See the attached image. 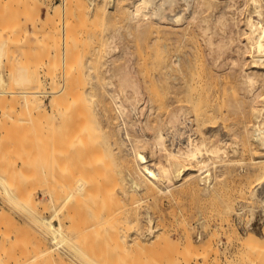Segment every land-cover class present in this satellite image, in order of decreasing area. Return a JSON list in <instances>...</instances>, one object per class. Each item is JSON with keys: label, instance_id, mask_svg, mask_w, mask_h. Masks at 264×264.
I'll return each mask as SVG.
<instances>
[{"label": "rangeland", "instance_id": "1", "mask_svg": "<svg viewBox=\"0 0 264 264\" xmlns=\"http://www.w3.org/2000/svg\"><path fill=\"white\" fill-rule=\"evenodd\" d=\"M65 1L66 0H0V45L2 44L1 49H3L0 52V54H1L0 55V57H1L0 58V74H2V75H0L2 77L0 79V158H1L0 160L6 164V166H4V164H2V166H4L3 168L7 172V173H4V172L2 173V171H5V170H3V168L2 169L0 168L1 169L0 176H1V173L3 174V176H2L3 179L0 178V183L2 182L0 185V206H1L0 211L2 210V208H3V211H6V212L0 213V264H77V263L78 264H80V263L81 264H97V263L98 264H104L102 262H105V264H109V263H111V264H115V263L116 264H144L145 263L146 264V262H147V264L148 263H150V264H153V263L156 264L157 263L158 264V261L154 260V259H158L155 256L158 255L160 257V255L162 254L160 258H162V256L165 258L164 254L166 255L167 250L168 251L173 250L172 251L173 254H171L173 256L178 253V251L175 252L176 254L174 253V250L176 251L177 249H174V247H173L174 245H172L174 243H172V242H175V239H176L177 242L183 243L184 242L183 234L186 231L191 236L193 243H195L197 241V244L198 243L200 244L197 247L195 246L197 244H194L195 248H197V249L199 248L198 249L199 251H202L203 249H205L206 252H209V254L207 253L204 255H200V254H203L205 251L203 253L200 252L199 253L200 256L206 255V257L201 258L199 256L203 262L200 261L201 259H199V257H197L198 259L196 258L195 260L196 261L198 260V261L197 262L194 261L196 264L197 263L200 264V262H202L201 264H205L206 262H207L206 264H208V263L209 264H253V263H256V261L258 259H259V262L264 264V262H262V261H264V256H262V254H264V249H262V248H264V237H260L259 241H261V242H258L260 245L259 244L257 245V248L261 249L262 251L257 250L255 247L253 250H252V248L251 249L243 248L240 244H238L239 242H238V239L236 237L237 235H241V236L246 237L245 235L248 232H256V233L260 234V236H261L262 232H264V231H262V230H264V225H262V224H264V203H262V202H264V198H262V199L253 198L249 194L250 191H247L248 188L251 189L254 185L256 186L257 185L256 180L258 179L257 177L260 174H264V172H262V171H264V164H261V162L264 163V160L260 161V158L264 157V149H262L260 147V145L257 144L256 141L252 140V138H250V136H248L249 137L248 138L247 135L245 134V130H244L245 129L244 127H246L247 125H248L247 127H249L250 122H253V120H254V117H253V114L251 111V102L249 101L250 98L248 97L250 85L248 86V83L245 81L244 77L241 76V75H243V68L246 66V59H245V55L241 54L242 52L239 51L241 49V42H239V40H237L238 37H241L239 35V27L241 26V24H238V22H239L238 19L241 18L243 16V14L245 13V11H243V10L247 6V3L245 2L246 0L245 1H243V0H231L232 2L230 0H210V1L209 0H202V1L201 0H195V1L194 0H176V2H175V0H173L174 2L172 3V5L171 4L165 5V10L167 9V12L165 13V15H170V14L172 15L174 13L179 14L178 11H181V13H183L182 15L184 16L185 19L181 16V18H180L181 21L179 20L180 21L179 23H181V24L178 26L180 27L181 30L185 29V27H183V25L186 26V31L185 30L184 31L186 33L185 38L187 37L186 38L187 40L184 39V41L182 40V41H179L180 43L178 42L177 46L182 45V47H177V46L174 47V48H176L177 53H179L181 56H183V58H189V62H190V63H187V61L184 59L185 63H186V64H184L185 66L182 68V70L176 71L177 77L174 78V80L176 82L180 83L179 85L177 84L178 90L180 89L179 90L180 94H181V92H182V95H183V93L185 94V96L184 95L182 96L178 93V95L181 96L182 100L176 102V104L179 103V105L184 104L183 109L185 110L183 115L185 116L186 122L184 121V123H182L180 130H184L185 133H187L188 131H193L195 133V134L193 133V135H196L197 137H200V136L205 137L206 140L209 138L206 136V134L207 135L209 134L210 137H213V134H214L215 136L218 135L219 137L221 136V138L224 137V139H229L228 137L230 136V134H232L233 132H236L238 135L236 133H234V134L236 135L235 138H237L238 146H239L238 147L239 150L236 151L238 154L236 152H230L228 154V158H230L227 160L228 165L222 164V167L225 169V171L226 170L227 171L224 173V176H223V178L225 177V179L221 178L223 180L222 181L220 180V184L215 183L210 188L205 189L204 185L197 179L196 183L198 185L197 184L196 185L199 188H197V186H195V187L193 186L194 187L193 188L190 185H187V184L185 185L184 183H182L183 185L177 184V185L172 186L170 188L172 193L170 190H168V192L166 191V193H165L164 191H159L156 188H153V189L147 188V190H146L145 187L142 188L143 190L142 189L132 190L131 185H130V181L128 178L129 173L126 172L127 170H125V168L123 167L122 162L119 161L120 159H118L116 157L110 158L109 156H108V158H106L107 157L106 155H108V154H107V152L105 150V146H104V144H106L105 143V140L107 138L106 134H108L106 132L108 131L107 125L109 123V118L113 115L116 116V114H117V110H116L114 104H112L111 100H110L111 101L110 102L109 99H107V98H109V96L112 93H114L113 92L114 90L116 92L118 91L119 93L122 92L120 95L121 96L123 95L126 97V98L123 97V99L124 98L126 99V102H125L126 106H128L129 108L131 106L136 107V109L134 108V110L136 112L135 111L133 112V107L130 108L131 110L129 109L130 110L129 113L131 114V115L130 114L129 115L131 118L130 117H128V118H130L132 120L134 118H137V120L134 119V121H137L138 124L140 123L143 125L142 122L146 118L145 115H149V117H147V118L150 121H154L155 119L157 120L158 116L159 117L161 116V118L165 119L166 115H168V113H167L168 109L166 110L163 108H161V109L158 108L156 106V101L154 100L155 95H154V89H153L154 86L153 85L155 82V80H154L155 79V75H154L155 74V71H154L155 70V64H154V62H155V47H154V44L152 41H153V36H154L153 33H155L154 29L156 28L155 22L158 20V18L154 15L153 16L150 15V17H149L150 19H144L146 21L150 20V22L153 20L152 24H154L155 26H153L150 23L152 25L151 26L150 24H148L149 27L151 26L150 28L147 26L142 27V28L137 27L135 25L136 22L127 16L128 15V14H126V13H128L127 8L126 9L123 8V11L122 12L120 11V14H119V12H117L118 9H116L117 14L115 13V10H113L114 12H111V11H110L111 13L108 12L109 14L107 16H102V15L98 14L97 12H95V9H94L95 7L93 8L90 6V3H88L90 0L89 1L88 0H69V2L67 0L65 3L66 6L63 9L60 8L59 11L53 12V8L56 7L57 3H58L57 4V6H58V5H60L59 4L60 2L62 4V2H65ZM94 1H96L95 2L96 5H97V3L100 5L102 3H104V5H107V6L109 5V2H111L109 0H94ZM125 1H126V4L128 5L127 7H130V5L128 4L129 1L128 0H125ZM242 1H243V3H245L246 6L243 4V7H241ZM123 2H124V0H123ZM233 2H234V4H233ZM201 3H203L204 5ZM238 6L241 7L240 11H238V8H239ZM59 7H61V6H59ZM54 9H56V8H54ZM174 9H175V12H174ZM193 11H194L195 15L192 13ZM239 12H240L241 16H240ZM113 13H114V16H113ZM192 14L194 15V17L192 16ZM220 14H223V16H222L223 18L221 19V21H223L224 23L223 22L220 23L221 21H219V20L216 21V19L218 17V16L216 17V15H220ZM189 15H191L192 18H190ZM126 16L129 18V20ZM228 18H230V19H228ZM163 19L165 20L167 18H163ZM186 19H188V20L190 19L189 22ZM130 20H132L135 24L134 23L131 24L132 21H130ZM122 21H123V23H122ZM212 21H214V22H212ZM185 22L187 25L186 24L182 25V23H185ZM189 23L191 26L188 25ZM219 23H220V25H219ZM203 24H205V25H203ZM187 27H188V29H187ZM204 27L206 29H203V30H207V31L201 30ZM226 29H228V30H226ZM215 31H216V33H215ZM112 35L114 36V39H113ZM237 35H239V36L237 37ZM109 37L112 39H109ZM207 40H208V42H207ZM221 43H223V44H221ZM184 44H186L187 46ZM237 46H239L240 49ZM188 48H190L191 50L190 49L188 50ZM186 50L189 51L188 52L189 54L187 52H185ZM213 51H215V52H213ZM235 51H237V52H235ZM185 53L188 55H186ZM226 54H227V56H226ZM197 57H199V59ZM128 58L130 59V61ZM108 59H110V60H108ZM197 59H198V61H197ZM111 60H112V62H111ZM229 61H230V63H229ZM227 63H228V65H227ZM121 64H123V65H121ZM188 64H191V66ZM124 67H126L125 68L126 70L123 69ZM194 68H196V69H194ZM137 69H139V70H137ZM150 69H152V70H150ZM191 69H192L193 73L194 72H197V73L191 74V72H192ZM121 71L123 73H125V75ZM183 71H184V73H183ZM186 71H188V72L186 73ZM145 72L148 74H146ZM177 72L178 73L181 72V73L178 74ZM222 72H223V75H222ZM240 72H242V74ZM142 73H143V76H142ZM184 74L187 75V78H186V75L183 76ZM123 76L124 77L126 76L125 78L127 81H125V78H123ZM150 76H151V78H150ZM179 76H182L185 79H183ZM190 76H192V77H190ZM194 76H196V78H199V79L201 78V79L200 80L197 79V81H196L194 79ZM122 78H123V80H122ZM191 78H193V79L191 80ZM119 79H120V81L122 80L121 81L122 83L119 81ZM181 79H183V83H182ZM186 79H187V82H186ZM214 79H215V81H214ZM188 80H189V82H188ZM192 81H194L195 84H193ZM258 81H259V79H258ZM143 82H144L145 86L143 85ZM190 82L193 85V87H192V85H189ZM187 83H188V85H187ZM213 83H215V84H213ZM189 86L192 88L188 90ZM145 87H147V88H145ZM182 87H183V89H182ZM193 88H195V89H193ZM148 89H150L151 91ZM191 90L192 91L194 90V92L192 93ZM221 90H224V91H221ZM261 90H264V87H262ZM189 91H190V95H191V97L190 96L189 97H190L192 102L188 101V100H190L188 98ZM196 91H197V93H196ZM232 92L233 93L235 92V93L233 94ZM205 93H206V95H205ZM238 93H241V94H238ZM195 94H196V97L194 98ZM53 96L55 99H52ZM150 96H151V98H150ZM56 97H58L59 99ZM216 97H218V99H216ZM40 98L43 101V106L42 107L40 106L41 107V108L39 107L40 109H36L35 107L31 108L32 106H30L29 103H28L29 106L27 103H25L26 100L27 101L29 100L28 102H30V101H32L31 99H36V101H37ZM77 98H79L80 100H78ZM183 98H184V100H183ZM197 98H198V100H197ZM61 99H62L63 103H62V101L60 103ZM125 99H124V101H125ZM185 99L187 100L186 102H184ZM195 99L198 102H196ZM241 99H243V100H241ZM54 100H55V102H53ZM76 100L78 101L77 105H76V103H74V101H76ZM148 100H149V102H148ZM193 100H194V102H193ZM58 101H59V105H58ZM106 101H109L110 103L106 102ZM55 103H56V105H55ZM72 103L75 104L74 105L75 107H73L74 109H72V105H73ZM189 103H190V105H189ZM192 103H194V104L196 103L195 104L196 107L195 106L193 107L194 104H192ZM217 104L219 105L218 107H217ZM100 105H102V107ZM221 106H222V108H221ZM55 107H57L58 109ZM68 107L71 109H67ZM64 108L67 110V113H66V111H62V112L58 111L61 109L64 110ZM193 108H195V109L198 108L197 110L199 112L197 110L194 111ZM43 109H45L44 110L45 113H43L44 112ZM89 109H91V110H89ZM112 109H114L115 111H113ZM79 110H80V112H79ZM186 111H187V113H186ZM196 111H197V113H196ZM59 112H61V113L64 112V113L61 114ZM132 112H133V114H132ZM205 112L208 113L209 117L207 116V114ZM49 113H50V115H49ZM71 113H73V114H71ZM78 113H79V115H78ZM82 113H83V117H82ZM150 113L152 115L153 114L154 115L152 116ZM199 113H201V115ZM45 114L47 115V118H46ZM60 115H61V117H60ZM64 115L66 117H64ZM74 115H76V116H74ZM48 116H51V118L48 119L49 118ZM94 116H95V119H94ZM184 116H183V119H184ZM78 117H80L81 119H79ZM202 117H203V119H200ZM213 117H214V120L216 119V121H213L214 126L212 124V121L210 122V120H212ZM198 118H199V120H198ZM96 119H97V122L95 121ZM193 119H195L196 121ZM205 119H208V121H203ZM85 120H86V122H85ZM156 120L154 121V123L156 122ZM80 121H82V122H80ZM83 121H84V123H83ZM198 121H200V122L198 123ZM94 122H96V124ZM97 123H99L100 125H98ZM137 123H135V125H134V127L137 126L136 129H138V127L140 125V124L138 125ZM183 124H185V125H183ZM75 126H76V128H75ZM185 126L187 129L185 128ZM239 126H241V127H239ZM66 127L69 129H67ZM63 128L64 129L66 128L68 130L65 132L66 134H64L65 130ZM83 128L86 131H83V133H81V135H80L79 129L81 131V129L83 130ZM48 129L50 131H48ZM242 129H243V131H242ZM62 130H63V133H62ZM72 131L73 132L75 131L74 132L75 134ZM92 131H94V132H92ZM96 131H97L99 136H97V134L95 133ZM212 131L215 133L210 134V132L212 133ZM84 132L86 134L89 132V134H87V136H84V134H85ZM221 132L225 135H223ZM50 133H51V135H50ZM150 133H151V130L146 129V136H149ZM61 134H64L65 137L60 136ZM77 134H79V135H77ZM100 134H102V135H100ZM75 135L80 137V138L77 137V138H79V140L73 139V138H76ZM91 135H95L96 137L91 136ZM182 135L184 136V134H182ZM69 136L72 137L73 141L75 140L76 144L73 143L72 141H71V144H68V141L70 143L69 139H71ZM60 138H61V141H60ZM94 139H95V142H94ZM64 140H65V142H62ZM243 140H245V141H243ZM96 141H98L100 143V145H98V142L96 143ZM48 142H49V144L51 143V145H49ZM61 142L64 144H62ZM85 142L87 143V146H89L90 143H92L96 146L95 147H94V145L92 147L89 146L90 148L88 147V150H87L85 148L86 145L84 146V144H83ZM72 143H73V145H72ZM79 144H82V147L84 146L83 150L85 148L84 156L82 155L83 152H82V149H80L81 145H79ZM47 145L50 147L52 146L51 152L49 150L50 147H48ZM67 145L71 146L70 148H72V146H73V148H72L73 152L71 151L73 153V156H71V157H74V154L77 152L75 154L76 158L69 157V155H68L69 152L66 151L67 152V154H66L65 151H63V149H66V150L70 149V148H67L68 147ZM75 145H77L76 147L78 149L76 150V148H75L76 151L74 152ZM240 146H242V147H240ZM244 147H247V148H244ZM144 148L145 149H143V147L142 148L140 147V150L142 149L141 152L145 155V157L147 159H151L149 148L147 146H145ZM59 149H60L59 152H61V150H62L65 153V156L68 155L67 160L65 159V157H63L65 159V162H64V159H62V155H63L62 153L63 152L61 153L60 159L58 158L59 156L57 157V153L59 155V152H57ZM90 149L91 150L97 149L96 151L93 150L94 160H93V157H91L92 155H90L92 153V152L90 153ZM98 149H100V150H98ZM78 150L80 151L79 154H78ZM252 150L253 151L255 150L254 151L255 153ZM68 151H70V150H68ZM100 151L103 153H101ZM72 153H70V155ZM49 154L51 157H47ZM94 154H95V156L97 155L96 158H95ZM101 154H103V155L100 157ZM87 155H88V158L86 159ZM104 155H105V157H104ZM82 157H85V158H82ZM204 157H206V155ZM47 158H48V160H47ZM49 158H51V159H49ZM70 158L72 160L75 159V160H73V161H75V163L73 162L74 163L73 168H75L77 166V168H75V170H73V171H75L73 173V175L75 174L74 179H72L73 176H69L72 179L71 181H69L70 178H68V179L64 178L63 179V177H65V175L63 174L64 172H62V171H65L66 174H68V172H67L68 169L72 168V166H70L72 164H69V163H71ZM89 158L92 159L91 163L93 161H95L93 163H96V165L93 164V168L98 169V171L97 170L95 171L93 168H91L92 167L91 163H88L91 160ZM98 158L101 159L102 162L104 160L102 167H101V164H99L101 161ZM56 159H57V161L59 160L58 163H57ZM68 159L70 161L69 163H68ZM80 159H82V162ZM108 159L109 160L111 159L112 161L115 159L114 162H112V163L116 166H114V165L111 166L112 164H109L110 162L108 163ZM116 159H118V161H116ZM254 159H255V161H254ZM106 160H107V163L109 165H105ZM83 161L85 164L88 163L86 165H91V167L90 166L88 167L85 165L88 170H86V167H84ZM117 162H119L120 164H118ZM79 163H80V165H79ZM115 163H117L118 165ZM211 163L212 162H210L208 164V167H209L208 170L210 171V173L213 174L215 172V167H214L213 163H212L213 165H210ZM220 163H223V162L221 161ZM0 165H1V162H0ZM62 165H64V167H61ZM81 165H82V167H81ZM103 166H104V168H103ZM108 166H111V168L109 167L111 171L110 170L108 171L110 173L106 172L107 171L106 169ZM98 167H101V168H98ZM59 168L63 169V170L61 171ZM80 168H81V170H80ZM79 170L83 173H81ZM48 171L51 173V176H49L50 173ZM84 171L85 172L88 171L86 175H85ZM92 171H94V172L91 173ZM102 171L105 173V175H104V173H102ZM70 172H72V171H70ZM89 173L91 175L93 174L94 176L93 175L90 176ZM114 173H116L118 175L115 176ZM83 174L85 176L89 175L88 179L90 178L89 179L90 182L87 181V177H85V176L83 177ZM96 174H98L99 176ZM107 174H109V175H107ZM47 175H48V177H51V179H49L47 177ZM68 175H70V173ZM71 175H72V173H71ZM110 175H112V176H110ZM60 176H62V177L60 178ZM102 176H103V178H102ZM109 176L111 177L110 179H112V180H109L110 182L107 179V178H109ZM92 177H95V178H92ZM57 178H59L60 181H58L59 179H57ZM8 180H10V181L8 182ZM53 180H55L56 182L58 181L56 186H55V182L53 183ZM63 180H65V181H63ZM66 180H68L67 183H66ZM91 181H93V182H91ZM223 181H224V183H223ZM48 182L50 184H52V185L54 184V185L49 186V184H48V186H47ZM99 182H100V184H99ZM101 182H104L105 185L103 183L101 184ZM246 182L249 183L248 186H247ZM80 183H82V184H81V187H79V189H78V186H80L79 185ZM109 183H110V185H109ZM116 183H117V185H116ZM12 184L14 185V188H12L13 187ZM87 184H88V186H87ZM89 184H91L92 186H90ZM107 184H108V186H112V187L106 188V187H108V186H106ZM96 185H97V187H96ZM215 185H216V187L218 186V188H216ZM64 186H66L67 188ZM93 186H95L94 188H97V189L93 190ZM181 186H183V187H181ZM4 187H6L8 190L11 189L10 192L13 191L12 193H14L16 196L20 190L23 191L25 194L22 192L23 193V195H22V193L19 192L20 195H18V197H16L17 199L16 198L10 199L6 195V193H5L6 188H4ZM18 187H20V188H18ZM47 187H50V188H47ZM184 187L185 188L187 187V189H185ZM190 187L193 188L194 190H196V188H197V190L192 191V189ZM54 188H55V190H54ZM84 188H86L85 189L86 192L89 191V192H87L88 194L84 193V191H85V190H83ZM16 189H18L17 192H16ZM49 189L51 191H49ZM111 189H113L112 191L114 193L111 191ZM176 189H178V190H176ZM180 189H181V192H180ZM257 189H258L257 190L258 193L260 195L264 196V183L259 184V186L257 185ZM56 190L57 191L60 190L61 193L64 190H67V191L71 190L72 193H70L71 191L69 192L70 197H69L68 201H71L72 204H73V201H76L79 204V202L76 200L77 198H75L76 196H78L76 194H80L82 196H83V194H84V196L87 195L85 197L86 199H84V200L89 199L88 200L89 202L90 201L92 202L94 200L92 202V204L89 203L90 205L87 204L88 202L85 201L84 205L86 206V208H84L83 211L81 208L82 205L80 207V204H79L81 212H83V215L85 214L83 217H84L85 221L87 220L86 223H85L83 217L81 218L82 213L77 212V211H79L78 206H73L74 207L73 208L70 205L71 207L68 206V208L69 207L73 208V210L76 207L78 208L77 210L75 209L74 215H75V217L80 216L81 221H82V225L88 224L92 220L94 222H91V223L97 222L96 223L97 226H95L96 229L95 228L93 229L95 231H92V229H88L87 231H84L83 235L81 234L82 237L81 236L72 237L69 239V241H66V242L65 241L61 242V240L59 238H57L56 240H54V242H52L53 240L50 239V238H52V236L50 234H48L47 232H46L47 236H45L46 235L45 230H43L40 227V223H39L38 219L35 217V215H49L50 210L48 208L49 206H47L48 205V203H47L48 199H47V201H45L46 194H48V192L51 193L52 202L54 205H56L57 201H58L57 198H60V195H61V193H58ZM102 190H104V191L106 190L105 193ZM108 190L110 192L107 194L106 192ZM96 191L101 192L102 194L98 193ZM111 192L114 195L110 194ZM182 192H183V194H182ZM53 193H57L58 195H56V194L54 195ZM115 193L117 195L116 197H115ZM117 193L120 195H118ZM129 194H132V196L130 195V197L128 198ZM135 194H137V195H135ZM190 194H191V196H190ZM30 195H32V198H34V199L37 198V201H34V199L32 200V201H34V203L32 202V205L35 204L34 206H32L31 203H29L31 200L30 201L27 200V197ZM53 195H54V197H53ZM71 195H73V196H71ZM91 195H92V197H91ZM111 195H112V197H111ZM22 197H24L23 199H25L26 202L22 199ZM101 197H104L105 199H102ZM74 198H75V200H74ZM97 198H98L99 202L98 201L95 202V200H97ZM109 198H111V199H109ZM112 198H114L115 200H113ZM117 198H119V200H120V201L118 200L119 204L122 203V207H121V205H118V202L116 204L119 207L115 204ZM160 198H161V200H160ZM106 199H109L110 202L113 201L114 204L112 202L110 203L109 200H108V203L106 202L107 204H105ZM127 199H129V200H127ZM132 199H133V201H132ZM13 200H15L16 202L15 201L13 202ZM81 200H82V198H81ZM260 200H261V202H260ZM22 201H24V202H22ZM101 201H103L104 203L103 202L101 203ZM39 202H42L43 206L41 205V203L39 204ZM44 202L46 203L47 207L44 206L45 205ZM68 203H70V202H68ZM96 203L102 204L101 206L107 205L109 207L110 211H108V207H106L107 209L104 207L106 210L102 211V207L100 206V204L98 205ZM74 204L76 205V203H74ZM93 204L96 205L97 207L95 208L93 206ZM109 204H110V206H109ZM124 205H126V206H124ZM23 206H25V207H23ZM85 206H83V207H85ZM90 206H91V208L93 207L96 211H98L97 208L99 209L101 207V211L99 213L103 217L107 213L109 214V215L107 214V216H105V217H107L106 219H108V216H109V218L110 217L112 218V213H111L112 211H113V215H115V216H113V218L116 217L115 221L114 220L112 221V219H111L109 221V223L112 221V222H114L113 224H116V225L118 224L117 229H118L119 235L117 234V236H116L113 233H112L113 235H107L106 234L107 236H109V238L111 240H109L108 237H107V239H105L106 235L103 236L104 238L100 237L101 239H103L102 242L105 245L99 241L101 239H98V238L96 239V236L100 235V233H101V235H103L105 233L104 231H107V233H109L110 230L108 231L107 227L112 228L113 224L110 223L112 225L108 226L109 223L106 224L105 223L106 220L105 219L103 220V217L99 214L98 215L101 216L99 218H101V220H103V221H101L99 218L97 219V216L95 214L96 211L95 212L92 211L93 208L91 209ZM113 206H114V208L117 206L121 210V211L119 210V213L117 212L119 215L115 214V212L118 208L117 209L115 208V210H113L114 209ZM232 207H233V209L231 210ZM45 208H47V211L45 210ZM70 208H69V214H70V212H72L71 213L72 215L71 214L70 215L73 217L74 216L73 210ZM27 209H29V210H27ZM111 209H112V211H111ZM34 210H36V211H34ZM44 210H45V212H44ZM26 211H28L29 214H32L33 217L30 216L29 214H26ZM42 212H44V213H42ZM109 212L111 213V216H110ZM8 213H9V215H8ZM120 213H122V214H120ZM92 214H94V215L92 216ZM10 215H12V216H10ZM147 215L151 216L152 221L155 222L154 223L155 227L158 226L155 233L160 232V229H162V227H163V229L161 230L162 233L160 232L161 236L159 234H157V236L159 235V238H164L166 234L168 235V236L166 235V238L168 237V239H165V238L164 239L167 242L166 244L167 245L169 244L170 250L169 249L166 250L165 248H163L164 249L163 251H165V253L164 252L162 253V250H161V251H159V254H157L158 250L154 249L156 244L153 240H156V242H157L158 238L156 239L155 236L153 237L152 236L153 234L147 235L148 236L147 238H145V237L140 238V239H142L140 241H141V243H143V245H144V243H145V245L146 244L148 245V246L146 245L147 246L146 249H148V247H149L148 250H146L144 248V251L146 250V252H144V253L142 250H140L139 248L136 247V245H135L136 243L134 244L135 238L132 240H129L130 237L128 236V234L132 233L133 232L132 229L135 227V226L133 227V224L136 225L137 221H138V223H140V222L144 223ZM94 216L96 217L97 221L94 219L91 220V218H93ZM126 216H128V217H126ZM222 216H223V218H222ZM203 217H205V218L203 219ZM218 218H219V220L217 221ZM224 218H226V220L229 222L226 221L227 222L226 223ZM36 220H37V222H36ZM99 220H100V224H102L101 229H102V226L104 223H105L104 226L106 225V227L103 226L105 228V230L102 229L104 233L102 232V230L98 231L99 228H97V227L100 226L98 224ZM120 221L122 224H120ZM135 221H136V224H135ZM107 222H108V220H107ZM228 223H232L234 225L236 224L235 226L237 227V231H238L237 235L234 233V231L230 233V231H232V230H230V226L228 225ZM127 224L129 227L130 226H132V227L129 228L127 226ZM200 224L204 227V229ZM217 224L221 225V226L218 227ZM124 225H126L125 228H123ZM226 226H228L227 229L225 228ZM120 227L122 229H120ZM115 228L116 227H113V230ZM184 228H186L187 230L185 229L186 230L185 231ZM117 229H115V230H117ZM225 229L228 231V233L226 232ZM96 230H97V232H96ZM113 230H111V232H113ZM122 230L124 233L127 232L128 234L126 233L127 235L124 236L123 232H121ZM168 230H170V231H168ZM43 231L45 234L43 233ZM92 232L96 233V234H93ZM163 232L165 235H163ZM90 233H91V235H90ZM213 233H215V234H213ZM229 233H230V235H228ZM84 234H85L86 238L88 236V241H87V239H84L85 238V237H83ZM109 234H111V233H109ZM120 234H122V238H121ZM227 236H230L231 240L228 239ZM113 237H115V238H113ZM180 237H181V240H180ZM205 237H206V239H205ZM93 238L96 241L98 240L97 243L98 242H100V243L96 244V242H95V244H94ZM74 239L77 241H75ZM90 239H92V240H90ZM122 239H124V240H122ZM127 239H128V241H127ZM164 239H161L162 241L160 239H159L160 241L158 240L159 243H161L159 245L160 246L162 245L161 248H158L159 245L156 246L158 249H162V247L167 246V245H163V243H165ZM169 239H171V240H169ZM80 240H81V242L85 241L83 243L84 247H80V244H79V243H81V242H79ZM113 240H115V241H113ZM121 240H122V243H121ZM125 240L127 241V243ZM86 241H87V243H86ZM214 241H216V243ZM58 242L60 243L61 246L60 245L57 246V244H59ZM123 242H125L124 246H123ZM153 242L155 245H153ZM62 243H64V244H62ZM85 243L90 246V247L88 246V248H90V249H88V251H86L87 245ZM117 243H119L118 249L121 248V249H119V254L117 252L118 249L116 250ZM148 243H150V245ZM170 243H172L171 244L172 248L170 246ZM205 243L206 244L208 243L207 247H206ZM129 244H130V246L131 245L132 246L130 247ZM157 244H158V242H157ZM133 245L135 247L134 249H136L135 251H137V252L134 251ZM202 245H204V247ZM212 245L214 246V248ZM81 246H82V244H81ZM200 246L203 247L202 250H200V248H201ZM215 246H216V248H215ZM238 246H240V247H238ZM104 247L106 248V250ZM122 247H125V248L128 247L131 250L132 249L133 250H132V252H130L131 250H128V248L125 249ZM73 248H78V249L81 248L80 250L82 252L76 251ZM94 248H96V251L94 250ZM103 248H104V250H103ZM109 248H111V249H109ZM151 248H153V249H151ZM166 248H168V247H166ZM212 248L214 251H212ZM113 249H114V252L112 251L113 254L110 253L111 254L110 255L107 253V251L110 252ZM197 249H196V251H197ZM149 250H150V252H152L151 254L149 253L150 256L153 254V256H151V257H153V259L147 254V251L149 252ZM239 250H240V252H238ZM241 250H243V251H241ZM84 251L87 253H84ZM93 251H95L94 252L95 254L93 253ZM123 251H127V252L124 253ZM154 251H156V253H153ZM253 251H255V252H253ZM88 252H89V254H88ZM100 252H103V253H100ZM140 252L143 254L140 255L139 254ZM160 252H161V254H160ZM241 252H244V254L243 253L241 254L242 257L239 256ZM128 253H130V254H128ZM134 253H136V255ZM170 253L171 252H168V254H170ZM214 253H216L217 255ZM258 253H260V257H259ZM92 254H94V255L92 256ZM101 254H102L103 258L100 257ZM143 255L146 256L148 261L146 259H144V260L142 259ZM90 256H91V258L89 259ZM97 256L100 257L97 259H100L101 261L94 258ZM92 258H94L95 260H93ZM150 258H151V260H150ZM160 258L158 259L159 263L164 264V263L160 262V260L163 261L164 258H162V259H160ZM193 259L194 258H192L189 261V264H194ZM252 261H254V262H252ZM259 262H257V264H261Z\"/></svg>", "mask_w": 264, "mask_h": 264}, {"label": "bare ground", "instance_id": "2", "mask_svg": "<svg viewBox=\"0 0 264 264\" xmlns=\"http://www.w3.org/2000/svg\"><path fill=\"white\" fill-rule=\"evenodd\" d=\"M67 1V0H66ZM66 1L65 2H62V4H61V2L59 3L60 5H58L57 6V4H56V7H54V8H56V9H54L53 8V12H56V11H59L60 10V8H64L65 6H66ZM89 1V0H88ZM109 1H111V2H109V5L107 6V5H104V3H102L101 5L100 4H98L97 3V5H96V1H94V0H90L88 3H90V6L91 7H95L94 9H95V12H97L98 14H100V15H102V16H107L109 13L108 12H114L113 10H115V13L117 14V12H119V14H120V11L122 12L123 11V8H127V11H128V13H126V14H128L127 16L128 17H130L131 19H133L135 22H136V24L132 21V20H130V21H132L131 22V24L132 23H134L137 27H149L148 26V24H152L153 22V20L150 22V20L149 21H146V20H144V19H150L149 17H150V15H154V16H156L157 18H158V20L155 22V25H156V28L154 29L155 30V33H153V44H154V47H155V62H154V64H155V82H154V95H155V97H154V100L156 101V106L158 107V108H163V109H168V111H167V113H168V115H166V118L164 119V118H161V116L159 117L158 116V118H157V120H156V122L154 123V121H150L147 117H149V115H145L146 116V118L144 119V121L142 122L143 123V125L142 124H138L137 123V121H134V119H136L137 120V118H134L133 120L132 119H130L131 117H130V108L131 107H133V106H131L130 108L128 107V106H126V97L125 96H121L120 94L122 93V92H116L115 90L113 91L114 93H112L110 96H109V98H107V99H109V101L111 100L112 101V104H114V106H115V108H116V110H117V114H116V116L115 115H113V116H111L110 118H109V123H108V125H107V132L106 133H108V134H106L107 135V138H106V140H105V143L106 144H104V146H105V150H106V152H107V154L108 155H106L107 157L106 158H108V156L111 158V157H113V158H118V159H120L119 161L120 162H122V164H123V167L125 168V170H127L126 172H128L129 173V181H130V185H131V188H132V190H140V189H142V188H144L145 187V189L147 190V188H149V189H153V188H156L157 190H159V191H164L165 193H166V191L168 192V190H170L171 191V187L172 186H174V185H177V184H182V183H184L185 185L187 184V185H190L191 187H195V186H197L198 184L196 183V180L198 179L203 185H204V188L205 189H208V188H210L211 186H213L215 183H219L220 184V180L222 181L223 179H225V177L223 178V176H224V173L227 171H225V169L222 167V164H227V160L228 159H230V158H228V154L230 153V152H236V151H238L239 149H238V140H237V138H235V134L234 133H236V132H233L232 134H230V136L228 137L229 139H224V137L223 138H221V136L219 137L218 135V137L217 136H215L213 133H215V132H213L212 131V133L210 132V134H213V137H210V135L208 134H206V136L207 137H209L207 140L205 139V137H197L196 135H193V131H186L187 133H185L184 132V130H180L181 129V126H182V123H184V121H185V116L183 115L184 114V109H183V105L184 104H182V105H179V103L178 104H176V102H178V101H181L182 99H181V96H179L178 95V93L180 94V92H179V90H178V85L180 84L179 82H176L175 80H174V78H176L177 77V74H176V71H180V70H182V68L185 66L184 64H186L185 63V60L187 61V63H190L189 62V58H183V56H181L179 53H177V51H176V48H174V47H176L177 45H178V42L179 41H184V39L185 40H187L186 38H185V36H186V33H185V31H186V26L185 25H183V24H186V20H188V19H186L185 21V23H182V25H183V27H185V29H183V30H181L180 29V27L178 26V25H180L181 23H179L181 20H180V18H181V16L184 18V16L182 15L183 13H181V11H178L179 12V14L178 13H174L175 12V9H174V14H170V15H165V13L167 12V9L165 10V5L166 4H171L172 5V3L174 2L173 0H128L129 2H128V4L130 5V7H127L128 5L126 4V1L124 0V2H123V0H109ZM195 1V0H194ZM202 1V0H201ZM210 1V0H209ZM231 1V0H230ZM243 1H245V0H243ZM243 1L241 2V7H243V4L245 5V3H243ZM68 2H69V0H68ZM108 2V1H107ZM175 2H176V0H175ZM200 2V1H199ZM232 2V1H231ZM246 3H247V6L245 7V9L243 10V11H245V13L243 14V16L241 17V18H239L238 20H239V22H238V24H241V26L239 27V35L241 36V37H238L239 35H237V40H239V42H241V49L239 48V46H237L239 49V51H241L240 53L241 54H244L245 55V59H246V66L243 68V75H241V76H243L244 77V79H245V81L248 83V86L250 85V87H249V95H248V97L250 98V102H251V111H252V114H253V117H254V120H253V122H250V124H249V127H244L245 129V134L247 135V137L248 136H250V138H252V140H254V141H256L257 142V144H259L260 145V147L262 148V149H264V90H261V88L262 87H264V0H246L245 1ZM100 3V2H99ZM216 3V2H215ZM230 3V2H229ZM237 3V2H236ZM176 4V3H175ZM186 4V3H185ZM201 4H203V3H201ZM210 4V3H209ZM228 4V3H227ZM233 4H234V2H233ZM184 5V4H183ZM204 5V4H203ZM237 5V4H236ZM55 6V5H54ZM59 6H61V7H59ZM186 6V5H185ZM202 7V6H201ZM229 7V6H228ZM239 7V6H238ZM241 7H239L238 8V11H240L241 10ZM233 8V7H232ZM58 9V10H57ZM116 9H118L117 10V12H116ZM186 9V8H185ZM202 10V9H201ZM230 10V9H229ZM110 12V13H111ZM171 12V11H170ZM169 12V13H170ZM191 12V11H190ZM124 13V12H123ZM194 15H195V13H194V11L192 12ZM197 13V12H196ZM238 13V12H237ZM168 14V13H167ZM181 14V15H180ZM192 14V16L194 17V15ZM239 14H240V12H239ZM233 15V14H232ZM237 15V14H236ZM113 16H114V13H113ZM121 16V15H120ZM126 16V17H127ZM167 16V17H166ZM190 16V18H192V16L191 15H189ZM218 16V17H217ZM223 16V14H220V15H216V17H217V19H216V21L217 20H219V21H221V19L223 18L222 17ZM239 16V15H238ZM240 16H241V14H240ZM116 17V16H115ZM127 17V18H128ZM155 18V17H154ZM163 18H167V19H163ZM199 18V17H198ZM185 19V18H184ZM201 19V18H200ZM228 19H230V18H228ZM234 19V18H233ZM128 20H129V18H128ZM155 20V19H154ZM180 20V21H179ZM190 20V19H189ZM189 20H188V22H189ZM192 20V19H191ZM204 20V19H203ZM232 20V19H231ZM193 21V20H192ZM215 21V22H216ZM218 21V22H219ZM225 21V20H224ZM233 21V20H232ZM236 21V20H235ZM234 21V22H235ZM212 22H214V21H212ZM223 21H221L220 23H222ZM122 23H123V21H122ZM128 23V22H127ZM206 23V22H205ZM217 23V22H216ZM220 23H219V25H220ZM224 23V22H223ZM231 23V22H230ZM129 24V23H128ZM150 24V25H151ZM226 24V23H225ZM237 24V25H238ZM153 26H155L154 24H152ZM151 25V26H152ZM187 25V24H186ZM188 25H190V23L188 24ZM203 25H205V24H203ZM215 25V24H214ZM132 26V25H131ZM150 26V27H151ZM191 26V25H190ZM193 26V25H192ZM226 26V25H225ZM127 27V26H126ZM149 27V28H150ZM182 27V28H183ZM189 27V26H188ZM188 27H187V29H188ZM199 27V26H198ZM210 27V26H209ZM236 27V26H235ZM238 27V26H237ZM218 28V27H217ZM228 28V27H227ZM203 29H206L205 27L204 28H202L201 30L202 31H207V30H203ZM134 30V29H133ZM152 30V29H151ZM185 30V31H184ZM219 30V29H218ZM226 30H228V29H226ZM142 31V30H141ZM153 31V30H152ZM191 31V30H190ZM145 32V31H144ZM237 32V31H236ZM204 33V32H203ZM215 33H216V31H215ZM238 33V32H237ZM146 34V33H145ZM197 34V33H196ZM219 34V33H218ZM148 35V34H147ZM209 35V34H208ZM220 35V34H219ZM149 36V35H148ZM152 36V35H151ZM189 36V35H188ZM218 36V35H217ZM112 37H113V39H114V36L112 35ZM139 37V36H138ZM219 37V36H218ZM226 37V36H225ZM236 37V36H235ZM109 39H112V38H110L109 37ZM223 39V38H222ZM225 39V38H224ZM190 40V39H189ZM200 40V39H199ZM210 41V40H209ZM213 41V40H212ZM111 42V41H110ZM115 42V41H114ZM207 42H208V40H207ZM112 43V42H111ZM180 43V42H179ZM182 43V42H181ZM185 43V42H184ZM210 43V42H209ZM208 43V44H209ZM116 44V43H115ZM144 44V43H143ZM197 44V43H196ZM211 44V43H210ZM221 44H223V43H221ZM230 44V43H229ZM152 45V44H151ZM184 45H186V44H184ZM189 45V44H188ZM120 46V45H119ZM187 46V45H186ZM220 46V45H219ZM145 47V46H144ZM177 47H182V45L180 46H177ZM190 47V46H189ZM2 48V44L0 45V49ZM192 48V47H191ZM179 49V48H178ZM185 49V48H184ZM183 49V50H184ZM190 48H188V50H189ZM197 49V48H196ZM3 49H1L0 50V52L2 51ZM113 50V49H112ZM120 50V49H119ZM191 50V49H190ZM195 50V49H194ZM235 50V49H234ZM123 51V50H122ZM181 51V50H180ZM200 51V50H199ZM206 51V50H205ZM185 52H189V51H185ZM204 52V51H203ZM207 52V51H206ZM210 52V51H209ZM213 52H215V51H213ZM221 52V51H220ZM228 52V51H227ZM234 52V51H233ZM235 52H237V51H235ZM117 53V52H116ZM121 53V52H120ZM127 53V52H126ZM193 53V52H192ZM191 53V54H192ZM200 53V52H199ZM208 53V52H207ZM211 53V52H210ZM219 53V52H218ZM186 54V53H185ZM189 54V53H188ZM188 54H186V55H188ZM190 54V55H191ZM234 54V53H233ZM1 55V54H0ZM152 55V54H151ZM154 55V54H153ZM185 55V56H186ZM198 55V54H197ZM236 55V54H235ZM192 56V55H191ZM226 56H227V54H226ZM200 57V56H199ZM199 57H197L198 59H199ZM210 57V56H209ZM208 57V58H209ZM1 58V57H0ZM147 58V57H146ZM194 58V57H193ZM207 58V57H206ZM244 58V57H243ZM129 59V58H128ZM151 59V58H150ZM185 59V60H184ZM192 59V58H191ZM198 59H197V61H198ZM232 59V58H231ZM108 60H110V59H108ZM195 60V59H194ZM125 61V60H124ZM128 61V60H127ZM129 61H130V59H129ZM128 61V62H129ZM154 61V60H153ZM215 61V60H214ZM234 61V60H233ZM232 61V62H233ZM110 62V61H109ZM111 62H112V60H111ZM150 62V61H149ZM235 62V61H234ZM193 63V62H192ZM220 63V62H219ZM229 63H230V61H229ZM109 64V63H108ZM131 64V63H130ZM195 64V63H194ZM198 64V63H197ZM211 64V63H210ZM121 65H123V64H121ZM188 65H190L191 66V64H188ZM209 65V64H208ZM227 65H228V63H227ZM226 65V66H227ZM230 65V64H229ZM244 65V64H243ZM132 66V65H131ZM136 66V65H135ZM225 66V65H224ZM236 66V65H235ZM143 67V66H142ZM141 67V68H142ZM152 67V66H151ZM188 67V66H187ZM193 67V66H192ZM126 67H124L123 69H125ZM140 68V69H141ZM153 68V67H152ZM220 68V67H219ZM120 69V68H119ZM144 69V68H143ZM147 69V68H146ZM194 69H196V68H194ZM227 69V68H226ZM126 70V69H125ZM137 70H139V69H137ZM150 70H152V69H150ZM188 70V69H187ZM216 70V69H215ZM123 71V70H122ZM121 71V72H122ZM144 71V70H143ZM191 71H192V69H191ZM197 71V70H196ZM148 72V71H147ZM188 71H186V73H187ZM201 72V71H200ZM237 72V71H236ZM123 73V72H122ZM140 73V72H139ZM146 73V72H145ZM178 73V72H177ZM181 73V72H180ZM180 73H178V74H180ZM183 73H184V71H183ZM182 73V74H183ZM194 73H197V72H194ZM193 73V71L191 72V74H194ZM213 73V72H212ZM241 74H242V72H240ZM124 75H125V73H123ZM146 74H148V73H146ZM0 75H2V74H0ZM141 75V74H140ZM186 74H184L183 76H185ZM222 75H223V72H222ZM142 76H143V73H142ZM193 76V75H192ZM192 76H190V77H192ZM126 77V76H125ZM124 76H123V78H125ZM128 77V76H127ZM179 77H181V78H183V79H185L184 77H182V76H179ZM178 77V78H179ZM237 77V76H236ZM242 77V78H243ZM2 77L0 76V79H1ZM121 78V77H120ZM123 78H122V80H123ZM150 78H151V76H150ZM186 78H187V75H186ZM189 78V77H188ZM183 79H181V81H182V83H183ZM193 78H191V80H192ZM194 79L197 81V79H199V78H196V76H194ZM201 79V78H200ZM199 79V80H200ZM258 79H259V81H258ZM121 80V81H122ZM149 80V79H148ZM194 80V81H195ZM198 80V81H199ZM119 81H120V79H119ZM120 81V82H121ZM125 81H127L126 80V78H125ZM185 81V80H184ZM194 81H192L193 82V84H195V82ZM214 81H215V79H214ZM244 81V80H243ZM148 82V81H147ZM186 82H187V79H186ZM188 82H189V80H188ZM259 82V83H258ZM122 83V82H121ZM120 83V84H121ZM181 83V84H182ZM197 83V82H196ZM129 84V83H128ZM178 84V85H177ZM213 84H215V83H213ZM118 85V84H117ZM133 85V84H132ZM143 85H144V82H143ZM150 85V84H149ZM184 85V84H183ZM187 85H188V83H187ZM189 85H192L191 84V82H190V84ZM231 85V84H230ZM120 86V85H119ZM145 86V85H144ZM147 86V85H146ZM185 86V85H184ZM121 87V86H120ZM150 87V88H151ZM181 87V86H180ZM190 87V86H189ZM188 87V90L189 89H191L192 87H193V85H192V87H190L189 88ZM195 87V86H194ZM111 88V87H110ZM122 88V87H121ZM127 88V87H126ZM145 88H147V87H145ZM196 88V87H195ZM195 88H193V89H195ZM230 88V87H229ZM238 88V87H237ZM240 88V87H239ZM119 89V88H118ZM117 89V90H118ZM182 89H183V87H182ZM223 89V88H222ZM232 89V88H231ZM241 89V88H240ZM120 90V89H119ZM148 90H150V89H148ZM229 90V89H228ZM239 90V89H238ZM151 91V90H150ZM185 91V90H184ZM183 91V92H184ZM192 91V90H191ZM204 91V90H203ZM221 91H224V90H221ZM112 92V91H111ZM110 92V93H111ZM124 92V91H123ZM194 92V90L192 91V93ZM206 92V91H205ZM226 92V91H225ZM236 92V91H235ZM234 92V93H235ZM186 93V92H185ZM196 93H197V91H196ZM212 93V92H211ZM215 93V92H214ZM233 93V92H232ZM231 93V94H232ZM233 93V94H234ZM124 94V93H123ZM238 94H241V93H238ZM149 95V94H148ZM180 95H182V92H181V94ZM183 95L185 96V94L183 93ZM182 95V96H183ZM205 95H206V93H205ZM213 95V94H212ZM216 95V94H215ZM223 95V94H222ZM236 95V94H235ZM57 96V95H56ZM187 96V95H186ZM191 97V95H190V91H189V95H188V98L190 99V97ZM210 96V95H209ZM214 96V95H213ZM217 96V95H216ZM239 96V95H238ZM28 97V96H27ZM89 97V96H88ZM123 97H125L124 99H125V101H124V99H123ZM193 97V96H192ZM196 97V94L194 95V98ZM206 97V96H205ZM215 97V96H214ZM235 97V96H234ZM29 98V97H28ZM27 98V99H28ZM56 98H58V97H56ZM150 98H151V96H150ZM52 99H55L54 98V96L52 97ZM59 99V98H58ZM78 100H80L79 98H77ZM89 99V98H88ZM128 99V98H127ZM216 99H218V97H216ZM32 101H30V102H28L27 100H26V102L25 103H29L30 104V106H32L31 108H36V109H40L42 106H43V101L41 100V98L40 99H38L37 101H36V99H31ZM82 100V99H81ZM183 100H184V98H183ZM196 100V99H195ZM197 100H198V98H197ZM196 100V102H198ZM210 100V99H209ZM241 100H243V99H241ZM246 100V99H245ZM61 101H62V99L60 100V103H61ZM65 101V100H64ZM109 101H106V102H109ZM110 101V102H111ZM187 100L185 99V101L184 102H186ZM188 101H190V102H192L191 101V99L190 100H188ZM203 101V100H202ZM32 102V103H31ZM53 102H55V100L53 101ZM101 102V101H100ZM109 102V103H110ZM148 102H149V100H148ZM193 102H194V100H193ZM215 102V101H214ZM249 102V103H250ZM62 103H63V101H62ZM74 103H76V105H77V103H78V101L76 100V101H74ZM89 103V102H88ZM91 103V102H90ZM105 103V102H104ZM133 103V102H132ZM29 104H28V106H29ZM54 104V103H53ZM52 104V105H53ZM67 104V103H66ZM73 104V103H72ZM80 104V103H79ZM78 104V105H79ZM107 104V103H106ZM131 104V103H130ZM129 104V105H130ZM136 104V103H135ZM181 104V103H180ZM192 104H194V103H192ZM196 104V103H195ZM195 104L193 105V107L195 106ZM216 104V103H215ZM25 105V104H24ZM55 105H56V103H55ZM54 105V106H55ZM58 105H59V101H58ZM63 105V104H62ZM75 104H73L72 105V109H74L73 107H75L74 106ZM132 105V104H131ZM189 105H190V103H189ZM41 106V107H40ZM61 106V105H60ZM64 106V105H63ZM101 107H102V105H100ZM107 106V105H106ZM111 106V105H110ZM109 106V107H110ZM152 106V105H151ZM207 106V105H206ZM219 105L217 104V107H218ZM248 106V105H247ZM40 107V108H39ZM71 107V106H70ZM100 107V108H101ZM104 107V106H103ZM138 107V106H137ZM156 107V108H157ZM196 107V106H195ZM214 107V106H213ZM216 107V106H215ZM28 108V107H27ZM30 108V107H29ZM52 108V107H51ZM55 108H57V107H55ZM66 108V107H65ZM64 108V110H58V111H66V113H67V110ZM107 108V107H106ZM134 108L136 109V107L134 106L133 107V112L135 111L134 110ZM148 108V107H147ZM150 108V107H149ZM210 108V107H209ZM221 108H222V106H221ZM245 108V107H244ZM247 108V107H246ZM58 109V108H57ZM67 109H71V108H67ZM130 109V110H129ZM194 109V111L195 110H197V109H195V108H193ZM45 109H43V111H44ZM76 110V109H75ZM81 110V109H80ZM80 110H79V112H80ZM89 110H91V109H89ZM113 111H115L114 109H112ZM57 111V112H58ZM69 111V110H68ZM109 111V110H108ZM146 111V110H145ZM149 111V110H148ZM159 111V110H158ZM161 111V110H160ZM198 111V110H197ZM197 111H196V113H197ZM61 112H59V113H61ZM76 112V111H75ZM82 112V111H81ZM133 112H132V114H133ZM136 112V111H135ZM147 112V111H146ZM145 112V113H146ZM164 112V111H163ZM199 112V111H198ZM209 112V111H208ZM226 112V111H225ZM224 112V113H225ZM43 113H45V111L43 112ZM48 113V112H47ZM53 113V112H52ZM64 113V112H63ZM63 113H61V114H63ZM105 113V112H104ZM186 113H187V111H186ZM185 113V114H186ZM194 113V112H193ZM206 113V112H205ZM219 113V112H218ZM222 113V112H221ZM241 113V112H240ZM71 114H73V113H71ZM77 114V113H76ZM130 114V115H129ZM151 114V113H150ZM158 114V113H157ZM200 115H201V113H199ZM207 114V116H208V113H206ZM230 114V113H229ZM251 114V113H250ZM49 115H50V113H49ZM53 115V114H52ZM51 115V116H52ZM66 115V114H65ZM64 115V117H66ZM78 115H79V113H78ZM92 115V114H91ZM152 115V114H151ZM154 115V114H153ZM152 115V116H153ZM194 115V114H193ZM219 115V114H218ZM225 115V114H224ZM232 115V114H231ZM45 116H46V118H47V115L45 114ZM51 116H48L49 118L48 119H50L51 118ZM68 116V115H67ZM74 116H76V115H74ZM183 116H184V119H183ZM60 117H61V115H60ZM63 117V118H64ZM82 117H83V113H82ZM86 117V116H85ZM84 117V118H85ZM128 117H130V118H128ZM201 117V116H200ZM204 117V116H203ZM203 117L202 118H200V119H203ZM209 117V116H208ZM73 118V117H72ZM79 119H81L80 117H78ZM92 118V117H91ZM197 118V117H196ZM195 118V119H196ZM224 118V117H223ZM94 119H95V116H94ZM195 119H193V120H195ZM87 120V119H86ZM86 120H85V122H86ZM91 120V119H90ZM106 120V119H105ZM140 120V119H139ZM192 120V121H193ZM198 120H199V118H198ZM238 120V119H237ZM71 121V120H70ZM77 121V120H76ZM75 121V122H76ZM79 121V120H78ZM96 122H97V119L95 120ZM196 121V120H195ZM201 121V120H200ZM200 121H198V123L200 122ZM203 121H208V119H205V120H203ZM202 121V122H203ZM212 121V124L214 123L213 121H216V119L214 120V117L212 118V120H210V122ZM239 121V120H238ZM244 121V120H243ZM250 121V120H249ZM248 121V122H249ZM80 122H82V121H80ZM79 122V123H80ZM89 122V121H88ZM96 122H94L95 124H96ZM108 122V121H107ZM139 122V121H138ZM186 122V121H185ZM209 122V123H210ZM223 122V121H222ZM241 122V121H240ZM83 123H84V121H83ZM135 123H137L138 125H139V127H138V129H136V127H134V125H135ZM98 125H100L99 123H97ZM180 126H179V125ZM238 124V123H237ZM247 124V123H246ZM78 125V124H77ZM81 125V124H80ZM84 125V124H83ZM82 125V126H83ZM183 125H185V124H183ZM201 125V124H200ZM81 126V127H82ZM213 126H214V124H213ZM68 127V126H67ZM66 127V128H67ZM184 127V126H183ZM203 127V126H202ZM238 127V126H237ZM239 127H241V126H239ZM64 129L65 131H64V134H66L65 132L66 131H68L67 129H69V128H67V129ZM75 128H76V126H75ZM93 128V127H92ZM99 128V127H98ZM185 128H186V126H185ZM235 128V127H234ZM233 128V129H234ZM90 129V128H89ZM146 129L147 130H151V133H150V135L149 136H146ZM187 129V128H186ZM190 129V128H189ZM169 130V131H168ZM48 131H50L49 129H48ZM82 131V132H81ZM81 131H80V129H79V134L81 135V133H83V131H86L84 128H83V130L81 129ZM98 131V130H97ZM97 131L95 132L96 134H97V136H99L98 135V133H97ZM234 131V130H233ZM242 131H243V129H242ZM52 132V131H51ZM73 132V131H72ZM75 132V131H74ZM73 132V133H74ZM92 132H94V131H92ZM99 132V131H98ZM217 132V131H216ZM231 132V131H230ZM62 133H63V130H62ZM68 133V132H67ZM85 133V132H84ZM94 133V134H95ZM100 133V132H99ZM204 133V132H203ZM222 133V132H221ZM242 133V132H241ZM64 134H61L60 136H64ZM75 134V133H74ZM79 134H77V135H79ZM86 134V133H85ZM84 134V136H87V134H89V132L85 135ZM103 134V133H102ZM102 134H100V135H102ZM105 134V133H104ZM182 134H184V136L182 135ZM195 134V133H194ZM223 134V133H222ZM237 134V133H236ZM48 135V134H47ZM50 135H51V133H50ZM77 135H75L76 136V138H73V139H77V140H79V136H77ZM83 135V134H82ZM203 135V134H202ZM223 135H225V134H223ZM238 135V134H237ZM240 135V134H239ZM243 135V134H242ZM59 136V137H60ZM83 136V137H84ZM91 136H95V135H91ZM109 136V137H108ZM65 137V136H64ZM70 137V136H69ZM77 137H79V138H77ZM89 137V136H88ZM96 137V136H95ZM226 137V136H225ZM243 137V136H242ZM50 138V137H49ZM63 138V137H62ZM71 139H69L70 140V143H69V141H68V144H71V141L73 142V143H75L76 144V142H75V140L73 141L72 140V137H70ZM87 138V137H86ZM94 138V137H93ZM101 138V137H100ZM240 138V137H239ZM249 138V137H248ZM51 139V138H50ZM64 139V138H63ZM82 139V138H81ZM80 139V140H81ZM89 139V138H88ZM68 140V139H67ZM76 140V141H77ZM84 140V139H83ZM98 140V139H97ZM102 140V139H101ZM247 140V139H246ZM48 141V140H47ZM60 141H61V138H60ZM241 141V140H240ZM243 141H245V140H243ZM62 142H65V140L64 141H62ZM61 142V143H62ZM83 142V141H82ZM87 142V141H86ZM83 143L84 144V146L86 145V149L88 150V147L89 146H93L94 144H92V143H90L89 144V146H87V143ZM91 142V141H90ZM94 142H95V139H94ZM98 141H96V143H97ZM247 142V141H246ZM249 142V141H248ZM73 143H72V145H73ZM89 143V142H88ZM95 143V144H96ZM48 144H49V142H48ZM62 144H64V143H62ZM92 144V145H91ZM241 144V143H240ZM239 144V145H240ZM244 144V143H243ZM250 144V143H249ZM252 144V143H251ZM49 145H51V143L49 144ZM60 145V144H59ZM79 145H81L80 147V149H82V152H83V156H84V152H85V148H84V150H83V147H82V144H79ZM98 145H100V143L98 142ZM97 145V146H98ZM253 145V144H252ZM251 145V146H252ZM48 146V145H47ZM63 146V145H62ZM61 146V147H62ZM66 146V145H65ZM64 146V147H65ZM68 147L67 148H70L71 146H69V145H67ZM77 145H75V147H74V152L78 149L77 147H76ZM96 145H94V147H95ZM145 146H147L148 148H149V150H150V155H151V159H147L146 157H145V155L141 152L142 151V149L140 150V147L142 148L143 147V149H145L144 147ZM245 146V145H244ZM250 146V145H249ZM48 147H50V146H48ZM52 147V146H51ZM49 148V150H50V152H51V149L52 148ZM99 147V146H98ZM240 147H242V146H240ZM256 147V146H255ZM72 148H73V146H72ZM72 148H70V149H63V151H65V153L67 154V152H69V157H71V156H73V149ZM75 148H76V150H75ZM90 148V147H89ZM244 148H247V147H244ZM48 149V148H47ZM72 149V150H71ZM79 149V150H80ZM104 149V148H103ZM250 149V148H249ZM48 150V151H49ZM68 150H70V151H68ZM78 150V154H79V151ZM94 150V149H93ZM93 150H91L90 149V155H92L91 157H93ZM97 150V149H96ZM96 150H94V151H96ZM98 150H100V149H98ZM102 150V149H101ZM243 150V149H242ZM60 151V149L57 151V152H59ZM62 150H61V152H59V155H58V153H57V157L60 159V156H61V153L63 152ZM67 151V152H66ZM72 151V152H71ZM253 151V150H252ZM255 151V150H254ZM253 151V152H254ZM81 152V153H82ZM101 152V151H100ZM65 153L63 152L62 154L64 155H62V159H64L63 157H65V159L67 160V157H68V155L67 156H65ZM70 153H72L71 155H70ZM77 153V152H76ZM75 153V154H76ZM88 153V152H87ZM86 153V154H87ZM96 153V152H95ZM101 153H103V152H101ZM237 153V152H236ZM240 153V152H239ZM250 153V152H249ZM255 153V152H254ZM75 154H74V157H71V158H76L75 157ZM77 154V155H78ZM100 154V153H99ZM238 154V153H237ZM52 155V154H51ZM103 154H101L100 155V157L102 156ZM206 155V157H204ZM94 156H95V154H94ZM248 156V155H247ZM47 157H51L50 156V154L47 156ZM56 157V158H57ZM80 157V156H79ZM97 157V155L95 156V158ZM99 157V158H100ZM104 157H105V155H104ZM70 158V159H71ZM82 158H85V157H82ZM88 158V155H87V157H86V159ZM98 158V159H99ZM112 158V159H113ZM1 159V158H0ZM49 159H51V158H49ZM65 159H64V162H65ZM78 159V158H77ZM89 159H91V158H89ZM104 159V158H103ZM118 159H116V161H118ZM234 159V158H233ZM47 160H48V158H47ZM73 160H75V159H73ZM72 159H71V163H69L70 161H69V159H68V163L69 164H72V165H70V166H72V168H69L68 166V174L70 173V175H68V174H66V172L65 171H62L63 169H60L62 172H64L63 174L65 175V177H63V179L64 178H66V179H68V178H70L69 176H73L72 177V179H74V175H73V173L75 172V171H73V170H75V168H77V166L75 167V168H73L74 167V163H75V161H73ZM79 160V159H78ZM81 160V162H82V159H80ZM93 160H94V157H93ZM100 161H101V159H99ZM111 160V159H110ZM109 159H108V163L109 164H112L111 166H113L114 164L112 163V162H114V160L112 161H110ZM238 160V159H237ZM240 160V159H239ZM261 160H264V157H262V158H260V161ZM52 161V160H51ZM56 161H57V159H56ZM59 161V160H58ZM58 161H57V163H58ZM87 161V160H86ZM91 161H92V159L90 160V162H88V163H91ZM99 161V162H100ZM222 161L223 163H220V162ZM254 161H255V159H254ZM0 162H1V169L4 167V166H6V164L3 162V161H1L0 160ZM63 162V163H64ZM74 162V163H73ZM93 162H95V161H93ZM91 163V165H92V167H91V165H86V164H88V163H84V161H83V163H84V167H86V166H90L91 168H93V164L94 165H96V163ZM102 162V161H101ZM99 163V164H101V167H102V165H103V162H104V160H103V162L102 163ZM210 162H212L213 164H214V167H215V172L212 174V173H210V171L208 170V164L210 163ZM259 162V161H258ZM49 163V162H48ZM107 163V160H106V163H105V165H109ZM118 164H120L119 162H117ZM117 163H115V164H117ZM210 164V165H213V164ZM2 164H4V166H2ZM117 164V165H118ZM261 164H264V163H262L261 162ZM50 165V164H49ZM61 165V164H60ZM79 165H80V163H79ZM86 165V166H85ZM228 165V164H227ZM58 166V165H57ZM99 166V165H98ZM111 166H108L107 167V171L106 172H108L109 170H110V168H111ZM114 166H116V165H114ZM50 167V166H49ZM60 167V166H59ZM61 167H64V165H62ZM81 167H82V165H81ZM101 167H98V168H101ZM110 167V168H109ZM212 167V166H211ZM262 167V166H261ZM51 168V167H50ZM49 168V169H50ZM103 168H104V166H103ZM109 168V169H108ZM123 168V169H124ZM1 169H0V172H1ZM94 169V168H93ZM92 169V170H93ZM118 169V168H117ZM3 170H5L4 168H3ZM72 171V172H70V171ZM80 170H81V168H80ZM79 170V171H80ZM85 170V169H84ZM86 170H88L87 169V167H86ZM95 171L97 170L98 171V169H94ZM113 170V169H112ZM77 171V170H76ZM78 171V172H79ZM111 171V170H110ZM118 171V170H117ZM7 173L6 172V170L5 171H2V173ZM49 172V171H48ZM81 172V171H80ZM85 172V171H84ZM88 172V171H87ZM87 172H85V175L87 174ZM94 171H92L91 173H93ZM100 172V171H99ZM114 172V171H113ZM116 172V171H115ZM262 172H264V171H262ZM1 173V176H0V178H2V176H3V174ZM50 173V172H49ZM71 173H72V175H71ZM81 173H83V172H81ZM98 173V172H97ZM102 173H104L103 171H102ZM108 173H110V172H108ZM117 173V172H116ZM116 173H114L115 174V176H117L118 174H116ZM119 173V172H118ZM62 174V175H63ZM112 174V173H111ZM257 174V173H256ZM5 175V174H4ZM49 175V174H48ZM48 175H47V177H48ZM68 177H67V176ZM80 175V174H79ZM82 175V174H81ZM84 174H83V177L85 176ZM89 175L90 176H92L90 173H89ZM88 175V176H89ZM96 175H98V174H96ZM101 175V174H100ZM104 175H105V173H104ZM107 175H109V174H107ZM49 176H51V173H50V175ZM88 176H85V177H87V181H89L90 182V178L88 179ZM94 176V175H93ZM99 176V175H98ZM97 176V177H98ZM110 176H112V175H110ZM109 176V178H107L108 179V181L109 180H112V179H110L111 177ZM226 176V175H225ZM6 177V176H5ZM9 177V176H8ZM46 177V178H47ZM62 176H60V178H61ZM82 177V176H81ZM114 177V176H113ZM7 178V177H6ZM49 179H51V177H48ZM92 178H95V177H92ZM102 178H103V176H102ZM221 178H223V179H221ZM258 178V179H257ZM256 179V184L259 186V184H262V183H264V174H260L258 177H257ZM3 179V178H2ZM48 179V180H49ZM53 179V178H52ZM57 179H59V178H57ZM71 178L69 179V181H71L72 180ZM86 179V178H85ZM105 179V178H104ZM114 179V178H113ZM249 179V178H248ZM5 180V179H4ZM7 180V179H6ZM97 180V179H96ZM102 180V179H101ZM106 180V179H105ZM115 180V179H114ZM128 180V179H127ZM10 180H8V182H9ZM58 181H60V179L58 180ZM57 181V182H58ZM63 181H65V180H63ZM67 181L68 180H66V183H67ZM86 181V182H87ZM216 181V182H215ZM55 182V186H56V184H57V182L55 181V180H53V183ZM91 182H93V181H91ZM110 182V181H109ZM113 182V181H112ZM117 182V181H116ZM125 182V181H124ZM2 183V182H1ZM1 183H0V185H1ZM85 183V182H84ZM104 184V182H101V184ZM108 183V182H107ZM118 183V182H117ZM117 183H116V185H117ZM176 183V184H175ZM200 183V184H201ZM223 183H224V181H223ZM247 183V182H246ZM14 184V183H13ZM12 184V188H14V185ZM16 184V183H15ZM48 184H49V186H53L52 184H50L49 182L47 183V186H48ZM81 184L82 183H80L79 185L80 186H78V189H79V187H81ZM99 184H100V182H99ZM197 184V185H196ZM216 184V185H217ZM248 184L249 183H247V186H248ZM3 185V184H2ZM64 185V184H63ZM78 185V184H77ZM90 186H92L91 184H89ZM105 185V184H104ZM103 185V186H104ZM109 185H110V183H109ZM119 185V184H118ZM183 185V184H182ZM216 185H215V187H216ZM257 185L255 186H253L251 189L250 188H248L247 189V191H250V195L253 197V198H256V199H262V198H264V196H262V195H260L259 193H258V189H257ZM4 186V185H3ZM19 186V185H18ZM85 186V185H84ZM87 186H88V184H87ZM86 186V187H87ZM106 186H108V184L106 185ZM115 186V185H114ZM113 186V187H114ZM179 186V185H178ZM221 186V185H220ZM64 187H66V186H64ZM95 186H93V190L94 189H97V188H94ZM96 187H97V185H96ZM102 187V186H101ZM109 187H112V186H108V187H106V188H109ZM181 187H183V186H181ZM190 187V188H191ZM193 187V188H194ZM3 188V187H2ZM4 188H6V187H4ZM18 188H20V187H18ZM47 188H50V187H47ZM56 188V187H55ZM55 188H54V190H55ZM67 188V187H66ZM105 188V187H104ZM185 188V187H184ZM189 188V189H190ZM193 188H191L192 189V191L194 190ZM197 188H199L198 186H197ZM197 188H196V190H197ZM216 188H218V186L216 187ZM10 189V188H9ZM63 189V188H62ZM65 189V188H64ZM74 189V188H73ZM81 189V188H80ZM86 188H84L83 190H85ZM89 189V188H88ZM87 189V190H88ZM92 189V188H91ZM90 189V190H91ZM115 189V188H114ZM175 189V188H174ZM183 189V188H182ZM185 189H187V187L185 188ZM214 189V188H213ZM220 189V188H219ZM224 189V188H223ZM245 189V188H244ZM11 190V189H10ZM10 190H8L7 188L5 189V193H6V195L11 199V198H16V197H18V195H20V193L19 192H23V191H19L18 192V194H17V196L14 194V193H12L13 191H11L10 192ZM14 190V189H13ZM17 190L18 189H16V192H17ZM58 190V189H57ZM56 190V191H57ZM72 190V189H71ZM70 190V191H71ZM76 190V189H75ZM110 190V189H109ZM107 191L106 193L108 194L110 191ZM113 189H111V191H112ZM130 190V189H129ZM143 190V189H142ZM155 190V189H154ZM176 190H178V189H176ZM184 190V189H183ZM196 190H194V191H196ZM49 191H51L50 189H49ZM70 191H67V190H64L62 193H61V191L59 190V191H57L58 193H61V195H60V198H57V204L56 205H54L53 204V202H52V195H51V193L50 192H48V194H46V199H45V201H47V199H48V205L47 206H49L48 208H49V210H50V213H49V215H35V217L38 219V221H39V223H40V227L43 229V230H45V233L47 232L48 234H50L51 236H52V238H50L51 240H53L52 242H54V240H56L57 238H59L60 240H61V242H66V241H69V239L70 238H72V237H76V236H81L82 237V235H83V233H84V231H87L88 229H92V231H95V230H93L94 228L96 229V227L95 226H97L96 225V223H91V222H94L92 219H94V220H96L97 221V219L99 218V217H101L102 215L99 213L100 211H101V207H102V211H104V210H106L107 208L106 207H108L107 205H104V206H101L102 204H100V203H96V204H100V208L98 209L97 208V210L98 211H96L93 207V210L92 211H96V216H97V219H96V217L94 216L93 218H91V220L92 221H90V223H88V224H85V225H82V221H81V218L85 215H83V212H81V210H80V207H81V205H82V211H83V209L84 208H86V206L84 205V203H85V201L86 202H88L87 204H89V203H91L92 204V202L94 201L93 199V201L91 202H89L88 200H84V199H86L85 197L87 196V195H85L84 196V194H83V196L82 195H80V194H76V195H78V196H74L75 198H77L76 200L79 202V204H80V207H79V204L76 202V201H73V204L74 203H76V205L74 204H72L71 203V201H68L69 200V195H70V193H72V191L70 192ZM74 191V190H73ZM92 191V190H91ZM101 191V190H100ZM104 193H105V191L104 190H102ZM219 191V190H218ZM260 191V190H259ZM70 192V193H69ZM87 192H89V191H87ZM86 192V190L84 191V193L86 194L87 193ZM94 192V191H93ZM92 192V193H93ZM96 192H98V191H96ZM113 192V191H112ZM110 193V194H112V195H114L113 193ZM145 192V191H144ZM148 192V191H147ZM156 192V191H155ZM180 192H181V189H180ZM242 192V191H241ZM3 193V192H2ZM24 193V192H23ZM23 193H22V195H23ZM77 193V192H76ZM98 193H101V192H98ZM141 193V192H140ZM171 193H172V191H171ZM186 193V192H185ZM184 193V194H185ZM196 193V192H195ZM25 194V193H24ZM28 194V193H27ZM32 194V193H31ZM54 195L56 194V195H58L57 193H53ZM88 194V193H87ZM102 194V193H101ZM118 194V193H117ZM139 194V193H138ZM147 194V193H146ZM182 194H183V192H182ZM5 195V196H6ZM54 195H53V197H54ZM80 195V196H79ZM93 195V194H92ZM92 195H91V197H92ZM106 195V194H105ZM112 195H111V197H112ZM118 195H120V194H118ZM130 195L132 196V194H129V196H128V198L130 197ZM135 195H137V194H135ZM134 195V196H135ZM163 195V194H162ZM178 195V194H177ZM26 196V195H25ZM71 196H73V195H71ZM82 196V197H81ZM94 196V195H93ZM103 196V195H102ZM107 196V195H106ZM110 196V195H109ZM117 195H116V193H115V197H116ZM140 196V195H139ZM150 196V195H149ZM174 196V195H173ZM172 196V197H173ZM190 196H191V194H190ZM95 197V196H94ZM97 197V196H96ZM114 197V198H115ZM207 197V196H206ZM249 197V196H248ZM24 197H22V199H23ZM29 198V199H28ZM32 195H30V196H28L27 197V200H31L29 203H31V205H32V202L34 203V201H37V198L36 199H34V198H32ZM72 198V197H71ZM75 198H74V200H75ZM80 198V199H79ZM81 198H82V200H81ZM88 198V197H87ZM102 199H105L104 197H101ZM114 198H112L113 200H115ZM134 198V197H133ZM147 198V197H146ZM145 198V199H146ZM17 199V198H16ZM19 199V198H18ZM34 199V201H32ZM79 199V200H78ZM100 199V198H99ZM109 199H111V198H109ZM109 199H106V201H105V204H107L108 203V200ZM136 199V198H135ZM144 199V198H143ZM176 199V198H175ZM174 199V200H175ZM24 201H25V199H23ZM39 200V199H38ZM54 200V199H53ZM84 200V201H83ZM119 198H117L116 199V202H115V204L118 202V205H121V207H122V203L121 204H119ZM124 200V199H123ZM127 200H129V199H127ZM160 200H161V198H160ZM167 200V199H166ZM15 200H13V202H14ZM18 201V200H17ZM24 201H22V202H24ZM56 201V200H55ZM98 201V198H97V200H95V202H97ZM132 201H133V199H132ZM200 201V200H199ZM16 202V201H15ZM26 202V201H25ZM68 202H70V203H68ZM81 202V203H80ZM99 202V201H98ZM103 201H101V203H102ZM107 202V203H106ZM109 202H110V200H109ZM112 203H113V201H111ZM110 202V203H111ZM124 202V201H123ZM231 202V201H230ZM260 202H261V200H260ZM21 203V202H20ZM41 203V205L43 206V204H42V202H39V204ZM104 203V202H103ZM126 203V202H125ZM262 203H264V202H262ZM44 206L45 207H47L46 206V203L44 202ZM78 204V205H77ZM95 204V203H94ZM93 204V206L96 208L97 206L96 205H94ZM114 204V203H113ZM147 204V203H146ZM153 204V203H152ZM230 204V203H229ZM35 205V204H34ZM34 205H32V206H34ZM73 207V206H78V208H79V211H77L78 213L80 212V213H82V215H81V218H80V216H78V217H75V215H74V211H75V209L77 210L78 208L76 207L74 210H73V208H70L71 206ZM90 205V204H89ZM117 205V204H116ZM117 205V206H118ZM245 205V204H244ZM68 206H70L69 208L70 209H72L73 210V217L71 216L72 214V212H70V214H69V208H68ZM83 206H85V207H83ZM109 206H110V204H109ZM115 206V205H114ZM114 206H113V208H114ZM115 207L116 209L119 207ZM124 206H126V205H124ZM131 206V205H130ZM243 206V205H242ZM1 207V206H0ZM22 207V206H21ZM23 207H25V206H23ZM31 207V206H30ZM39 207V206H38ZM106 209H105V208ZM120 207V208H121ZM215 207V206H214ZM240 207V206H239ZM253 207V206H252ZM90 208H91V206H90ZM91 208V209H92ZM115 208L113 209V210H115ZM128 208V207H127ZM141 208V207H140ZM157 208V207H156ZM26 209V208H25ZM126 209V208H125ZM233 209V207L231 208V210ZM239 209V208H238ZM27 210H29V209H27ZM39 210V209H38ZM45 210L47 211V208H45ZM45 210H44V212H45ZM89 210V209H88ZM118 210V211H117ZM116 210V212H115V214L117 215L118 213H119V208ZM139 210V209H138ZM201 210V209H200ZM219 210V209H218ZM34 211H36V210H34ZM91 211V212H92ZM108 211H110L109 210V207H108ZM107 211V212H108ZM111 211H112V209H111ZM121 211V210H120ZM140 211V210H139ZM234 211V210H233ZM237 211V210H236ZM1 212H6V211H3V208H2V210L0 211V213ZM25 212V211H24ZM44 212H42V213H44ZM87 212V211H86ZM93 212V213H94ZM118 212V213H117ZM76 213V212H75ZM110 213V212H109ZM112 213V218L110 217L109 218V216H108V219H106L107 217H105V216H107V214L106 215H104V217H103V220L105 219L106 220V224L107 223H109V221L112 219V221L114 220L115 221V219H116V217L115 218H113V216H115V215H113V211L111 212ZM111 213H110V216H111ZM142 213V212H141ZM26 214H29V212L28 211H26ZM77 214V213H76ZM101 215V216H99V215ZM120 214H122V213H120ZM7 215V214H6ZM8 215H9V213H8ZM30 216H32V214H29ZM94 214H92V216H93ZM109 215V214H108ZM119 215V214H118ZM146 215V214H145ZM4 216V215H3ZM10 216H12V215H10ZM77 216V215H76ZM88 216V215H87ZM121 216V215H120ZM203 216V215H202ZM2 217V216H1ZM33 217V216H32ZM86 217V216H85ZM126 217H128V216H126ZM219 217V216H218ZM120 218V217H119ZM205 217H203V219H204ZM222 218H223V216H222ZM80 219V220H79ZM83 219H84V217H83ZM100 220H101V218H99ZM121 219V218H120ZM131 219V218H130ZM145 219V218H144ZM225 219V222L227 221L226 220V218H224ZM100 220H99V227H97V228H99V230L98 231H100V230H102V229H104L105 230V228L104 227H106V225L104 226V224H103V226H102V229H101V225L102 224H100ZM103 220H101V221H103ZM107 220H108V222H107ZM118 220V219H117ZM166 220V219H165ZM211 220V219H210ZM219 220V218L217 219V221ZM222 220V219H221ZM81 221V222H80ZM84 221H85V219H84ZM110 222V223H114V222ZM123 221V220H122ZM142 221V220H141ZM157 221V220H156ZM36 222H37V220H36ZM87 222V220L85 221V223ZM119 222V221H118ZM158 222V221H157ZM227 222H229V221H227ZM226 222V223H227ZM233 222V221H232ZM109 223V225L108 226H111L112 224H110ZM126 223V222H125ZM155 222H153L152 221V218H151V216L150 215H147L146 216V220H145V222L144 223H138V221H137V224H136V221H135V224L136 225H134L133 224V232L132 233H127L128 234V236L130 237L129 238V240H132V239H134V244L136 245V247L137 248H139L140 250H142L143 251V253L144 252H146V250H148L149 249V247H148V249H146L147 248V246L145 245V243H144V245H143V243H141V241L140 240H142V239H140V238H143V237H145V238H147L148 236L147 235H152L153 237L155 236V238L157 239L158 238V240L160 239H168V237L166 238V235L164 234V232H163V235H165V237L164 238H159V235L161 236V234H160V232H161V230L163 229V227H162V229H160V232H158V233H155V231L157 230V227H155V224H154ZM159 223V222H158ZM161 223V222H160ZM182 223V222H181ZM203 223V222H202ZM84 224V223H83ZM120 224H122L121 223V221H120ZM216 224V223H215ZM115 225V226H114ZM160 225V224H159ZM201 225V224H200ZM218 225V224H217ZM228 225L230 226V230H232V231H230V233L231 232H233L234 231V233L237 235L238 234V231H237V227L234 225V224H232V223H228ZM262 225H264V224H262ZM122 226V225H121ZM125 226L126 225H124V227L123 228H125ZM127 226H128V224H127ZM202 226V225H201ZM219 226H221V225H218V227ZM113 227H116L115 229H117V227H118V224L116 225V224H113L112 225V228H109V227H107V229H108V231H109V233H111V234H109V233H107V231H104L103 232V230H102V232L104 233L103 235H101V233H100V235H98V236H96V239L98 238V239H101V238H104L103 236L104 235H113V234H115L116 236H117V234L119 235V233H118V229L117 230H113ZM129 227V226H128ZM127 227V228H128ZM132 226H130L129 228H131ZM203 227V226H202ZM215 227V226H214ZM223 227V226H222ZM227 227L228 226H226L225 228L227 229ZM165 228V227H164ZM174 228V227H173ZM120 229H122L121 227H120ZM186 228H184V230H185ZM203 229H204V227H203ZM225 229V230H226ZM111 230H113V232H111ZM126 230V229H125ZM159 230V229H158ZM166 230V229H165ZM173 230V229H172ZM187 230V229H186ZM185 230V231H186ZM208 230V229H207ZM224 230V231H225ZM168 231H170V230H168ZM213 231V230H212ZM262 231H264V230H262ZM89 232V231H88ZM96 232H97V230H96ZM117 232V233H116ZM121 232H123V230L121 231ZM226 232L228 233V231L226 230ZM248 232V231H247ZM43 233H44V231H43ZM44 233V234H45ZM47 233H46V235L45 236H47ZM93 233V232H92ZM113 233V234H112ZM126 233H124L123 232V234H124V236L125 235H127ZM162 233V232H161ZM169 233V232H168ZM230 233L228 234V235H230ZM82 234V235H81ZM93 234H96V233H93ZM92 234V235H93ZM157 234H159L158 236H157ZM213 234H215V233H213ZM90 235H91V233H90ZM106 235V238L105 239H107V237H108V239L109 240H111L110 238H109V236H107ZM121 235V238H122V234H120ZM162 235V236H163ZM235 235V236H236ZM115 236V237H116ZM157 236V237H156ZM168 236V235H167ZM183 238H184V242L183 243H179V242H177V240L175 239V242H172V243H174V244H172V243H170V246H171V248H172V245H174L173 247H174V249H177L176 251L174 250V253L175 252H177L178 251V253L176 254V255H171V254H173L172 253V251H168L167 249H169L170 247H169V244L167 245L166 243V240H165V243H163V245H167L166 247H168V248H166V247H162V249H158V248H161V246L159 245V244H161V243H159V241L157 240V242H158V244H157V242H156V240H153L154 242H155V244H154V242H153V245H155V248L154 249H156V250H158V253L157 254H159V251H161L162 250V253L164 252L165 253V251H163L164 249L163 248H165L167 251H166V255L164 254V256H165V258L162 256V258H164L163 259V261L162 260H160V262L161 263H164V264H189V261L192 259V258H194L193 259V262L195 261V262H197L195 259L197 258V257H199L200 255H204V254H209V252H206L205 251V249H203V247H204V245H202L203 247H201L200 248V250H202V251H199L197 248H195V246L197 247V246H199L200 244L198 243L197 244V241L195 242V243H193V240H192V238H191V236L189 235V233L186 231L184 234H183ZM246 237H244V236H241V235H237L236 237H237V239H238V244H240L243 248H247V249H251L252 248V250L254 249V247L257 249V250H260V251H262L261 249H258L257 248V245L259 244L258 242H261V241H259L260 240V237H264V232H262V235L260 236V234H258V233H256V232H248L246 235H245ZM50 237V236H49ZM83 237H85V234H84V236ZM92 237V236H91ZM101 237V238H100ZM115 237H113V238H115ZM177 237V236H176ZM207 237V236H206ZM206 237H205V239H206ZM228 237V239H230V236H227ZM112 238V237H111ZM120 238V237H119ZM118 238V239H119ZM120 238V239H121ZM154 238V239H155ZM182 238V239H183ZM78 239V238H77ZM80 239V238H79ZM83 239V238H82ZM84 239H87V241H88V236H87V238L85 237ZM125 239V238H124ZM124 239H122V240H124ZM153 239V238H152ZM208 239V238H207ZM75 240V239H74ZM90 240H92V239H90ZM93 243L95 244V242H96V244H98V243H100V242H102V240L103 239H101V240H99L100 242H98L97 243V241L93 238ZM122 240H121V243H122ZM169 240H171V239H169ZM180 240H181V237H180ZM231 240V239H230ZM75 241H77V240H75ZM87 241H86V243H87ZM107 241V240H106ZM113 241H115V240H113ZM120 241V240H119ZM118 241V242H119ZM126 241V240H125ZM127 241H128V239H127ZM127 241H126V243H127ZM145 241V240H144ZM150 241V240H149ZM162 241V240H161ZM174 241V240H173ZM233 241V240H232ZM72 242V241H71ZM79 242H81V240L79 241ZM85 242V241H84ZM84 242H81V243H79L80 244V247H84ZM105 242V241H104ZM110 242V241H109ZM130 242V241H129ZM143 242V241H142ZM152 242V241H151ZM150 242V243H151ZM164 242V241H163ZM215 243H216V241H214ZM219 242V241H218ZM229 242V241H228ZM59 243V242H58ZM85 243V244H86ZM89 243V242H88ZM103 243V242H102ZM107 243V242H106ZM116 243V242H115ZM114 243V244H115ZM150 243H148L149 245H150ZM202 243V242H201ZM57 244V243H56ZM62 244H64V243H62ZM81 244H82V246H81ZM104 244V243H103ZM111 244V243H110ZM118 244L119 243H117V248H116V250L118 249ZM124 244H125V242H123V246H124ZM131 244V243H130ZM130 244H129V246H130ZM172 244V245H171ZM194 244H197V245H195L194 246ZM58 245H60V243L59 244H57V246ZM75 245V244H74ZM87 245V250L86 251H88V249H90V248H88V244H86ZM105 245V244H104ZM113 245V244H112ZM159 245V247L157 248L156 246H158ZM205 245H206V247H207V245H208V243L206 244L205 243ZM216 245V244H215ZM260 245V244H259ZM61 246V245H60ZM115 246V245H114ZM132 246V245H131ZM130 246V247H131ZM152 246V245H151ZM211 246V245H210ZM213 246V245H212ZM90 247V246H89ZM99 247V246H98ZM101 247V246H100ZM238 247H240V246H238ZM241 247V248H242ZM58 248V247H57ZM63 248V247H62ZM79 248V247H78ZM78 248H73V249H75L76 251H80V252H82L80 249H78ZM105 248V247H104ZM104 248H103V250H104ZM122 248H125V247H122ZM128 248V247H127ZM127 248H125V249H127ZM135 247H134V245H133V249H134ZM144 248L146 249L145 251H144ZM153 248H151V249H153ZM213 248H214V246H213ZM213 248H212V251H214L213 250ZM215 248H216V246H215ZM240 248V249H241ZM242 248V249H243ZM260 248V247H259ZM59 249V248H58ZM64 249V248H63ZM62 249V250H63ZM84 249V248H83ZM101 249V248H100ZM109 249H111V248H109ZM115 249V248H114ZM114 249L113 250H111L110 252L109 251H107V253L108 254H113L112 253V251L114 252ZM119 249H121V248H119ZM119 249H118V254H119ZM124 249V250H125ZM132 249V250H133ZM196 249H197V251H196ZM262 249H264V248H262ZM61 250V249H60ZM65 250V249H64ZM63 250V251H64ZM94 250L96 251V248H94ZM105 250H106V248H105ZM123 250V249H122ZM121 250V251H122ZM128 250H131L130 248H128ZM132 250L130 251V252H132ZM136 249H134V251H135ZM139 250V251H140ZM170 250V249H169ZM238 250V249H237ZM245 250V249H244ZM95 251H93V253L95 252ZM199 251V252H198ZM205 251V252H204ZM241 251H243V250H241ZM90 252V251H89ZM89 252H88V254H89ZM92 252V251H91ZM104 252V251H103ZM103 252H100V253H103ZM124 253H126L127 251H123ZM122 252V253H123ZM135 252H137V251H135ZM168 252H171L170 254H168ZM203 253V254H200L199 255V253ZM238 252H240V250L238 251ZM246 252V251H245ZM253 252H255V251H253ZM84 253H87V252H85L84 251ZM106 253V254H107ZM116 253V252H115ZM121 253V254H122ZM143 253H139L140 255L141 254H143ZM152 253V252H150V250H149V252L147 251V254L150 256V254ZM153 253H156V251H154ZM244 254V252H241L240 253V255L239 256H241L242 257V255L241 254ZM91 254V253H90ZM95 254V253H94ZM94 254H92V256L94 255ZM105 254V253H104ZM110 254V255H111ZM128 254H130V253H128ZM135 255H136V253H134ZM146 254V253H145ZM160 254H161V252H160ZM214 254H216V253H214ZM257 254V253H256ZM259 254V257H260V253H258ZM86 255V254H85ZM138 255V254H137ZM156 255V254H155ZM154 255V256H155ZM162 255V254H161ZM161 255H160V257H161ZM170 255V256H169ZM217 255V254H216ZM89 256V255H88ZM109 256V255H108ZM145 255H143V257H142V259L144 260V259H146L147 260V258H146V256L144 257ZM151 256H153V254L151 255ZM150 256V257H151ZM158 256V255H157ZM157 256H155L156 258H160L159 256L157 257ZM169 256V257H168ZM262 256H264V254H262ZM101 258H103L102 257V254H101V256H100ZM100 257H94V258H100ZM148 257V256H147ZM201 258L202 257H206V255L205 256H200ZM199 257V259H201ZM214 257V256H213ZM253 257V256H252ZM256 257V256H255ZM91 258V256L89 257V259ZM94 258H92L93 260H95ZM140 258V257H139ZM149 258V257H148ZM152 259H153V257H151ZM151 258H150V260H151ZM162 258H160V259H162ZM216 258V257H215ZM258 258V257H257ZM158 259H154V260H157L158 261V264H160L159 263V260ZM198 259V258H197ZM97 260H99V261H101L100 259H97ZM141 260V259H140ZM142 260V261H143ZM205 260V259H204ZM252 260V259H251ZM92 261V260H91ZM148 261V260H147ZM200 261H202V259L200 260ZM206 261V260H205ZM261 261V260H260ZM98 262V261H97ZM144 262V261H143ZM153 262V261H152ZM194 262V264H196ZM203 262V261H202ZM202 262H200V264L202 263ZM252 262H254V261H252ZM257 262H259V259L256 261V263H253V264H257ZM262 262H264V261H262ZM84 263V262H83ZM92 263V262H91ZM102 263H104L105 264V262H102ZM141 263V262H140ZM207 263V262H206ZM205 263V264H206ZM259 263H261V262H259ZM78 264V263H77ZM81 264V263H80ZM98 264V263H97ZM109 264H111V263H109ZM116 264V263H115ZM145 264V263H144ZM146 264H147V262H146ZM148 264H150V263H148ZM154 264V263H153ZM157 264V263H156ZM198 264V263H197ZM209 264V263H208ZM262 264V263H261Z\"/></svg>", "mask_w": 264, "mask_h": 264}]
</instances>
